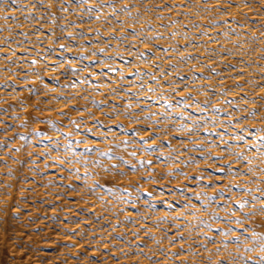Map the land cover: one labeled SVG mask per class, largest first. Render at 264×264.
I'll return each mask as SVG.
<instances>
[{"label": "rangeland", "instance_id": "374dc122", "mask_svg": "<svg viewBox=\"0 0 264 264\" xmlns=\"http://www.w3.org/2000/svg\"><path fill=\"white\" fill-rule=\"evenodd\" d=\"M36 2L17 0L19 4L28 5L36 18L25 19L27 12L17 11L11 6L10 0H0V264H133L136 259L141 264H179L175 253L181 245L183 251L180 259L184 258L185 253H190L189 260H195V264H207L209 259L216 260L217 251L219 257L227 259L228 264H248V257L253 262L258 261L261 258L259 238L264 236V217L248 220L243 226H238L235 220L228 222L230 212L227 209L234 210L237 216H243L248 211L246 208L241 212L235 203H224L230 196L238 199L243 194L242 189L233 188L222 198L217 195L216 203L212 204L208 198L213 197L216 188L209 186L207 173L211 172L213 178L222 174L207 167L199 149L188 150L192 147L188 137H192L197 144L210 143L219 141L218 133L223 132L224 139L228 140L233 149L237 147V135L245 138L239 142L241 149L245 142L254 141L255 135L249 136L248 133H255V129L245 125L255 123L260 127L259 120L244 121L242 125L233 117H242L243 109L253 107L250 102L246 103L242 99L245 94L249 101L257 98V107L259 96L264 95V89L259 87L264 84V59H261L264 56V0H235L241 7L232 8L227 15L220 11L194 14L191 8L182 6L185 0H110L116 7H105L104 15L108 23H105L103 17L88 22L87 15L84 20H80L79 13L83 9H77L75 3L69 7V0H60L68 8L63 13L59 10V3L53 4L50 9L32 8L31 4ZM243 2L251 7H243ZM44 3L47 5L49 0H44ZM123 4L134 7L130 12L121 13ZM92 15L95 17V13ZM69 21L76 22L79 27L69 26L68 31H83L87 37L85 41L72 42L62 38L67 33L61 32V26L69 24ZM121 23L123 28L120 27ZM133 27L137 36H129L127 40L119 42L117 37L130 32ZM96 29H99V33ZM205 34L213 36L215 41H209ZM110 35L113 38L107 47L108 54L114 56L118 49L125 57L128 56L127 47L130 43H135L140 51H144L145 44L141 42V37H155L154 63L159 64L161 70L168 71L167 81L179 85L177 91L180 95H177L172 92L167 81H161L164 87L158 89V93L163 92L165 95L161 99L157 93L159 102L147 98L153 95L147 89L140 97L141 106L151 107L154 113H171L168 117L170 123L157 124L155 120H145L135 125L141 134H147L146 125L152 124L156 134L163 137L162 141H157L163 144V148L157 149V156L147 157L155 161L156 176L168 173L174 168L175 162V167L189 177L186 180L173 172L167 179H161L164 186H156L155 198L149 201L150 207L145 203L149 198L144 196L136 208L121 203V197L127 194L113 191L112 184L104 183L110 179V174L98 164L92 163L93 158L105 164L109 160V157L97 153V149L104 152L112 146L100 139L108 129L95 125L88 113H84L85 123L77 134L68 119L55 111L64 107V104L52 97L60 92L68 97L77 94L73 103L77 107L87 105L93 115L108 125L122 121L126 128H133L134 125L128 119L123 115L116 120L106 119L94 106L80 99L83 95L96 100L103 99L95 94L90 85H78L75 89H60L59 85H55L57 92L49 93L48 103L41 102L45 99L43 94L37 96L29 91L34 86L42 87L40 81H36L31 74L33 71H41L44 82L49 87L54 86L48 79L52 73L43 72L45 61L50 63L53 58L50 47L56 49L55 59L76 60L78 53L88 55L95 48L105 47L104 41ZM58 38L59 43L72 45L67 53L58 48L55 43ZM88 41H91L94 48L87 46ZM81 44H85V47L81 48ZM148 47L151 48L152 44ZM189 55L191 58L186 62L181 59ZM34 59L39 61L35 68L31 64ZM82 63L87 64L88 61ZM115 63L125 68L126 72L132 70L118 58ZM136 63L141 70L149 67L139 61ZM170 64L176 65L175 72L169 67ZM213 68L215 72L211 71ZM193 69L197 76L195 85L192 81ZM95 70L99 71V67ZM176 72L189 84L190 95L200 102V111L195 109L192 100L189 101L191 107H182V97L188 93L181 91L183 85ZM79 75L83 77L87 73L81 72ZM109 76L113 80L118 79V74ZM73 79L76 77L69 73L67 77H61V82L68 84ZM89 79L92 84L96 82L91 77ZM133 79L126 77L125 87ZM5 81L8 83L5 84ZM32 81H35V85ZM238 84L243 87H237ZM201 86V91L195 90ZM130 91L135 92L136 88L131 87ZM127 100L125 96L123 101H117L121 111ZM176 100H180L181 104H176ZM165 101L172 103L171 109ZM205 101H208L207 105ZM37 107L40 111L36 110ZM133 110H137L135 103ZM105 111L110 112L111 107ZM181 112L188 114L183 120L178 115ZM68 115L74 119L80 116L75 111H69ZM36 118H51L53 123H36ZM230 120L232 123H229ZM193 121L200 126L198 131H189ZM177 124L184 125V131L176 128ZM233 124L236 126L233 127ZM86 128L92 129L96 135L89 134ZM165 128L171 130L168 136L163 131ZM205 128L209 131H205ZM33 129H40V136ZM112 131L121 139L125 136L116 128ZM69 132L72 133L71 139L67 135ZM84 137L92 148L91 152L85 151V144L81 142ZM229 137L233 139L229 140ZM113 140L114 137L109 134L108 141ZM133 150L123 146L118 149L125 159H129L126 151ZM212 151L216 153L220 150L214 148ZM41 152H44L43 156H40ZM160 152L163 155H159ZM137 155L143 153L138 151ZM246 155L254 158L258 152L249 149ZM177 156L179 160H176ZM81 157L86 158L88 163L82 160L76 164V160ZM192 158L199 162L198 167L195 164H184L185 160ZM254 164H260L259 159H254ZM219 166H226V162L224 165H214ZM234 167L244 170L243 163L234 164ZM201 170L205 172L202 182L193 179ZM248 179L247 176L241 177L242 182ZM97 181L99 184L90 190ZM247 186L255 190L257 184L248 183ZM197 194L200 195L199 199ZM256 195L259 196V193ZM102 196L107 198V202L101 199ZM131 203H137L135 193L132 194ZM205 208L207 211H204ZM213 210L218 215H213ZM129 213L132 221L126 222L125 217ZM117 216L120 223H117ZM159 218L164 219L161 221ZM222 228H231V237L222 235ZM146 231L150 234H146ZM249 234L256 239H251ZM236 236L239 237V243L232 239ZM245 244L254 245L255 251H249L244 247ZM205 247L208 251H204ZM125 253L132 259H126Z\"/></svg>", "mask_w": 264, "mask_h": 264}, {"label": "snow or ice", "instance_id": "6c2138e0", "mask_svg": "<svg viewBox=\"0 0 264 264\" xmlns=\"http://www.w3.org/2000/svg\"><path fill=\"white\" fill-rule=\"evenodd\" d=\"M56 3L60 4L59 10L62 13L68 11V8H66L63 3H60V0H49V3L47 5H45L44 0H37L36 3L31 4V7H47L50 9L53 4ZM72 3L76 4L77 9H83V12L79 13V19L84 20L85 15H87L88 22H91L93 19L99 20L101 19V17H103L105 23H108L107 16L104 15L105 7L107 6L113 9H115L116 7L115 4L110 3V0H69V7H71ZM10 4L12 7L16 8L17 11H21L22 13L27 12L28 16H26L25 19H36L34 14L31 13L28 5L19 4L17 3V0H10ZM182 6L185 8H191L194 14L200 12L220 11L227 15L230 10L234 7L239 9L241 7V4L236 3L235 0H215V3H212V0H185ZM132 7H134V5L123 4L120 8V12H130ZM243 7H251V5H249L247 2H243ZM93 13H95V17H93ZM113 18H116L115 12L113 13ZM69 26H71L72 28L79 27V25L73 21H69V24L62 25L60 29L61 32L67 33L66 37L62 38H65L72 42H75L76 40L85 41L87 39L86 34L83 31H77L75 33L69 32ZM120 27L123 28L124 25L121 23ZM95 31L99 33V29H96ZM21 34L27 36L26 33ZM53 35H55V33H53ZM157 35L160 34L157 33ZM129 36H137V32L134 27L131 28L130 32H125L122 36L117 37V39L119 42L122 43L124 40H127ZM112 38L113 37L110 35L109 38L104 41L105 47L95 48V50L91 51L88 55H85L84 53H78L76 60H69L66 58L55 59L54 57L56 56V49L54 47H50L49 51L51 52L53 58L51 59L50 63L45 61L43 72L52 73V75H50L48 79L49 82L54 86L49 87V85L44 82V80L42 79L41 71H33L31 74L35 76L36 81H40L42 87L34 86L30 88L29 91L34 92L37 96L43 94L45 99L41 102L48 103L47 97L49 93L57 92V88L55 87V85H59L60 89H65L68 87L75 89L78 87V85H90L95 90V94L102 96L103 99L96 100L94 97L90 98V96L88 95L80 96V99H83L87 101L88 104L94 106L106 119L116 120L122 115L126 119H128L129 122L134 125L133 128H126L122 121L108 125L105 124L102 119L93 115L87 105H81L77 107L73 103V100L77 99V94L68 97L64 96L62 92H60L52 97L53 100H56L57 102H62L64 104V107L56 109L55 111H57V114L59 116L66 117L68 119L69 124L73 126L74 131L77 134H79L81 131V125L85 123L83 120L84 113H88L89 117L95 125L108 129V131L104 133L103 136L100 137V139L104 142H109L112 146L106 149L104 152H100L97 149V153L100 156L109 157V160L107 164H105L104 162L93 158L92 163L98 164L101 169L105 170L110 174V179L105 180L104 183L112 184L113 191H122L127 194L126 197H121V203L130 204L131 207L136 208L141 197L144 196L149 198L148 200H145V203L148 204V206L150 207L151 205L149 201L155 198L154 193L156 186H164L163 184H161V179H167V177L171 176L173 172H177L179 175H182L186 180L189 178L187 173L179 171V169L175 167V162L174 168L172 170H170L166 174L162 173L159 177H157L154 170L155 161L154 159H148L147 157L157 156V149L163 148V144L157 143V141H162L163 137L156 134L155 127L152 124L146 125V128L148 129L147 134H141V130L135 127V125L142 124L145 120H155L157 124L161 122H171L168 119V117L171 115L170 112H165L163 113V115H160L159 113H154L151 107L141 106L140 103L141 94L145 92V89H147L148 93L153 94L152 96L147 97L148 99L157 100L158 89H162L164 87V84H162L161 81H167L169 73L167 70H161V66L159 64L154 63L156 53L153 49L156 46L153 41L155 40V37H141V42L145 44L144 51H140V49L137 48L135 43H130L127 47V57L122 55V53L118 49L115 50L114 56L108 54L107 47L110 44V40ZM55 43L58 45V48L63 53H67L72 46L71 44L59 43V38L55 41ZM97 43H99L98 39ZM149 44H152L151 48L148 47ZM79 46L81 48H84L85 44H81ZM87 46L94 48V45L91 44V41H88ZM133 49L135 51H133ZM173 50H175L174 46ZM90 57H95V59L93 60ZM5 58L7 59V57ZM117 58L120 59L123 64L127 66V68L132 70L126 72L125 68L118 66L115 63ZM189 58H191L190 55L189 57H182L181 59L186 62ZM209 59H211V57H209ZM261 59H264V56H261ZM83 61H88V63L84 64L82 63ZM137 61L142 62L143 64H146L149 67L145 68L144 70H141V68L137 66ZM37 63H39V61L35 59L31 61L33 68H35V65ZM65 65H67V67H65ZM97 67H99V71L95 70ZM169 67L175 72L176 65L170 64ZM8 71H11V69H8ZM211 71L215 72L216 70L213 68L211 69ZM81 72H86L87 75L81 77L79 75ZM69 73H71L72 76L76 77V79L70 80L68 84L62 83L61 77H67ZM194 73L195 69H193L192 75L193 85H195V81L197 80V76ZM109 74H112L113 76L118 74V79H111ZM240 74L242 75V73ZM176 75L180 79V84L183 85L181 91H185L188 93L187 95H184L182 97V107L185 109L191 107L192 105L189 103V101L192 100L195 104V109L197 111H200V102L196 101L195 98L190 95L189 84L179 72H176ZM90 77L96 80L94 84L91 83L89 79ZM126 77L134 78L133 80L128 81V87H125ZM4 83L7 84L8 81H5ZM31 83L35 85V81H32ZM167 83L171 87L173 93L180 95V92L177 91L179 85L174 84V82L172 81H167ZM236 86L240 88L243 87L239 84ZM131 87H135L136 91L131 92ZM259 87L261 89H264V84H260ZM102 89H106L107 91H102ZM202 89L203 86H201L200 88H196L195 90L201 91ZM212 91H215V89H212ZM221 92H223V89H221ZM158 94L161 99L165 95V93L163 92H159ZM125 96L128 97V100L124 101L123 111H121V105L118 104L117 101H123ZM242 99H244L246 103L250 102L253 107L250 109H243L244 115L242 117L235 116L233 117V119H235L242 125L244 124V121L259 120L261 125L260 127H257L255 123L245 125V127H251L255 129V133H248L249 136L255 135V139L252 143L245 142L243 148L241 149L239 142L244 141L245 138L243 135H237L235 137V140L238 142L237 147L236 149H233L232 145L228 142V140L224 139L223 132L218 133V135L220 136V140L217 142H201L200 144H197L195 140L192 139V137H188V140L192 145V147L188 150L196 151L197 149H199L201 153V159L206 163L207 167L211 168L212 171L219 172L222 174L213 178L211 172L207 173L209 178V186L216 188V191L213 193L212 198L206 197L210 199V202L212 204L216 203L215 197L217 195L222 198L226 192H230L233 188L242 189L243 194H238V199L230 196L228 201L224 202L225 204H228L229 202L235 203L241 212H243L246 208L248 209V211L245 212L243 216H237L234 210L227 209V211L230 212V215L227 217L228 222L231 223L232 220H235L238 226H243L246 221L253 220L256 217H264V167H261V165H264V115H262V110H264V95L259 96L258 99L260 103L258 107L256 106L258 104L257 98H252L249 101L247 94H245ZM157 102L159 101L157 100ZM133 103L136 104L137 110L135 111L133 110ZM165 103L169 109L172 108L173 105L171 102L165 101ZM175 103L181 104V101L176 100ZM204 103L205 105H207L208 101H205ZM229 104H231V101H229ZM109 106L111 107V111L106 112L105 109ZM36 110L40 111L38 107ZM219 110L220 109H216V111ZM69 111H75L79 113V118L74 119L70 117L68 115ZM178 115L181 120L185 119L188 116V114L185 112H181ZM229 115L231 116L232 114L229 113ZM35 122L47 124L53 123L51 118H45L44 120L36 118ZM229 123H232V121L230 120ZM53 126L55 125L53 124ZM235 126L236 125L233 124V127ZM175 127L180 129L181 131H184L185 126L182 124H177L175 125ZM199 127L200 126L197 124V122L193 121V125L189 127V131H192L193 129L198 131ZM113 128L118 129L119 132L125 133L124 138L121 139L116 132H113ZM57 130L59 131V128H57ZM85 130L89 134L96 135L92 132V129L90 128H86ZM211 130H214V128ZM243 130L244 129L242 128L241 131ZM163 131L165 133V136H168L171 130L165 128ZM205 131H209V129L205 128ZM33 132L37 136H40L41 134L40 129H33ZM109 134L114 137L113 141H108ZM67 135L69 139L72 138L71 132H69ZM230 139L233 138L229 137V140ZM137 140H139V143H137ZM81 142L85 144L86 152L92 151V148L89 142L87 141L86 137L82 138ZM122 146L125 149L129 147L135 149L131 152L126 151L125 154L129 157V159H125L124 154H121L118 151V149ZM214 148L219 149L220 151L214 153L212 151ZM249 149H256V151L258 152V156L250 158L248 155H246ZM138 151L142 152L143 155L138 156ZM29 155L31 156L32 154L30 153ZM43 155L44 152H41L40 156ZM159 155H163V153L160 152ZM168 157H171V153L168 154ZM229 157H231V159H229ZM254 159H259L260 164H254ZM82 160L83 163H88V160L86 158L81 157L80 159L76 160V164H80ZM176 160H179V156L176 157ZM225 162L226 166L214 167V165H224ZM60 163L63 164L64 161L61 160ZM241 163H243V171H241L239 168L234 167V164ZM184 164H195L197 165V167L199 166V162L196 161L194 158L190 160H185ZM204 176L205 172L201 170L199 173L193 176V179H197L198 181L202 182ZM243 176H247L249 178L247 182L241 181V177ZM225 181H227V183H225ZM248 183L257 184L255 190L249 188L247 186ZM98 184L99 182L97 181L96 184L91 186L90 190H94V188ZM145 185H151L152 187H145ZM133 193L136 194L137 203H131V197ZM256 193H259V196H257ZM199 198L200 195L197 194V199ZM101 199L107 202L106 197L102 196ZM168 206L172 207V205ZM204 211H207V208H205ZM213 215H218V213L213 210ZM116 219L117 223H120L119 216H117ZM159 219L162 221L164 218ZM125 221H132L131 213H129L125 217ZM138 231L139 228H137V232ZM221 233L222 235L231 237V228H228L227 230L222 228ZM146 234L150 233L146 231ZM121 235L123 234L121 233ZM249 235L251 239H256V237L251 236V234ZM232 239L239 243L238 236L232 237ZM259 239L261 241V258L258 261L253 262L252 258L248 257V264H264V236L260 237ZM169 243H171V241H169ZM244 247L247 248L249 251H255V246L252 244H245ZM182 251L183 246L181 245V247L177 249V252L175 253L176 259L179 260V264H195V260H189V256L191 255L190 253H185L184 258L180 259V253ZM204 251H208V249L205 247ZM197 255H199V252H197ZM215 255L218 258L214 261L209 259L207 261V264H228L226 258L219 257L218 251L215 253ZM125 257L129 260L132 259V257H129L127 253H125ZM133 264H141V262L136 259L133 261ZM157 264H161V262H157Z\"/></svg>", "mask_w": 264, "mask_h": 264}, {"label": "bare ground", "instance_id": "6f19581e", "mask_svg": "<svg viewBox=\"0 0 264 264\" xmlns=\"http://www.w3.org/2000/svg\"><path fill=\"white\" fill-rule=\"evenodd\" d=\"M206 35V38L210 41V40H213V41H215V39L213 38V36H211V35H208V34H205ZM2 197H3V195H2ZM4 199V198H3Z\"/></svg>", "mask_w": 264, "mask_h": 264}]
</instances>
